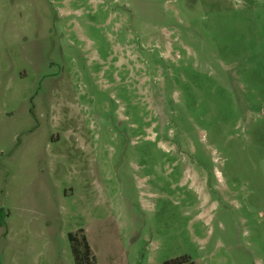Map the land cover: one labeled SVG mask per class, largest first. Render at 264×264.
Returning a JSON list of instances; mask_svg holds the SVG:
<instances>
[{"label": "rangeland", "instance_id": "rangeland-1", "mask_svg": "<svg viewBox=\"0 0 264 264\" xmlns=\"http://www.w3.org/2000/svg\"><path fill=\"white\" fill-rule=\"evenodd\" d=\"M182 258L264 264V0H0V264Z\"/></svg>", "mask_w": 264, "mask_h": 264}, {"label": "trees", "instance_id": "trees-1", "mask_svg": "<svg viewBox=\"0 0 264 264\" xmlns=\"http://www.w3.org/2000/svg\"><path fill=\"white\" fill-rule=\"evenodd\" d=\"M80 232L84 234V230L80 229ZM69 237H70V240H71V243H72V251H73L74 254H78L79 249H80V245H81L80 244L81 241L84 242V246H85L86 250L87 251L90 250V246H89V244L86 241V236L85 235H82V237L78 238V235H76L73 232H71L69 234ZM184 260L185 259H183V258L182 259H176V260H173L172 262H169V263H166V264H178L179 262L184 261Z\"/></svg>", "mask_w": 264, "mask_h": 264}]
</instances>
